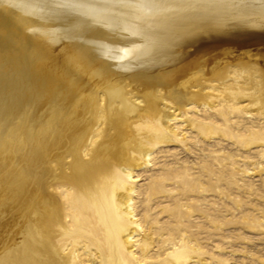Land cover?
Returning <instances> with one entry per match:
<instances>
[{"label": "bare ground", "instance_id": "obj_1", "mask_svg": "<svg viewBox=\"0 0 264 264\" xmlns=\"http://www.w3.org/2000/svg\"><path fill=\"white\" fill-rule=\"evenodd\" d=\"M263 77L264 0H0V264H140L127 178L193 101L264 112Z\"/></svg>", "mask_w": 264, "mask_h": 264}, {"label": "rangeland", "instance_id": "obj_2", "mask_svg": "<svg viewBox=\"0 0 264 264\" xmlns=\"http://www.w3.org/2000/svg\"><path fill=\"white\" fill-rule=\"evenodd\" d=\"M231 103L217 96L178 110L171 141H155L145 165L127 178L151 240L140 264H264V112ZM23 149L10 163L0 157V201L24 191L13 190L23 176ZM143 230L136 248L148 244Z\"/></svg>", "mask_w": 264, "mask_h": 264}]
</instances>
